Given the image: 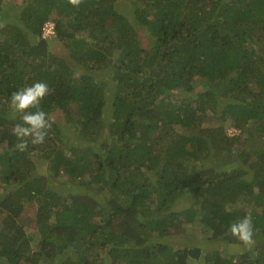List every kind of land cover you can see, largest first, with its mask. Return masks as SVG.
I'll list each match as a JSON object with an SVG mask.
<instances>
[{
    "label": "trees",
    "instance_id": "obj_1",
    "mask_svg": "<svg viewBox=\"0 0 264 264\" xmlns=\"http://www.w3.org/2000/svg\"><path fill=\"white\" fill-rule=\"evenodd\" d=\"M0 25V264H264V0H0ZM35 82L52 127L20 152Z\"/></svg>",
    "mask_w": 264,
    "mask_h": 264
},
{
    "label": "clouds",
    "instance_id": "obj_2",
    "mask_svg": "<svg viewBox=\"0 0 264 264\" xmlns=\"http://www.w3.org/2000/svg\"><path fill=\"white\" fill-rule=\"evenodd\" d=\"M73 8H79L83 0H67ZM2 27V25H0ZM45 82H35L32 85L22 87L11 93L8 107L13 117L19 116L20 122L12 127V135L16 137L15 149L24 152L32 145L43 144L49 136L52 124L47 113L40 108L43 98L50 93ZM35 109V111H30ZM250 214L245 215L238 222L229 225L228 233L239 243L240 246L251 250L256 241L257 233Z\"/></svg>",
    "mask_w": 264,
    "mask_h": 264
},
{
    "label": "rangeland",
    "instance_id": "obj_3",
    "mask_svg": "<svg viewBox=\"0 0 264 264\" xmlns=\"http://www.w3.org/2000/svg\"><path fill=\"white\" fill-rule=\"evenodd\" d=\"M13 1H15V2H19L20 0H13ZM141 35H142V33H140ZM143 40H144V38H143ZM53 41V40H52ZM52 51L55 53H57V54H60V55H66V51L65 50H63V47H62V45H61V43H59V42H57V41H55L54 42V45L52 46ZM59 113L58 114H56V115H54V121H56V117L55 116H58L59 117ZM226 132H227V134L228 135H231L232 133H236V131H234V130H232L231 128H227V130H226ZM184 205V206H183ZM182 206H179L178 205V207H177V209H181L182 207H186L187 206V204L186 203H184ZM163 239V238H162ZM177 239H178V237H177ZM184 239L185 238H183L182 239V242H184ZM36 240H38V238H36ZM36 240H34V241H36ZM170 241V240H169ZM195 244H199L198 242H195ZM188 245H194V242H191V244H188ZM200 245V244H199Z\"/></svg>",
    "mask_w": 264,
    "mask_h": 264
},
{
    "label": "built area",
    "instance_id": "obj_4",
    "mask_svg": "<svg viewBox=\"0 0 264 264\" xmlns=\"http://www.w3.org/2000/svg\"><path fill=\"white\" fill-rule=\"evenodd\" d=\"M42 39H52L55 37V25L51 21L44 23L42 27Z\"/></svg>",
    "mask_w": 264,
    "mask_h": 264
}]
</instances>
